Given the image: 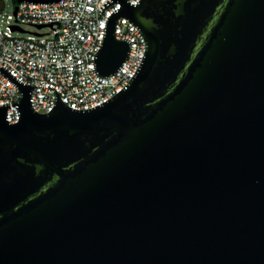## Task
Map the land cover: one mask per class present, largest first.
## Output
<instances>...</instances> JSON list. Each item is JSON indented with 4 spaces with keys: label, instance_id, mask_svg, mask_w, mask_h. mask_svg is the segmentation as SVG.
<instances>
[{
    "label": "water",
    "instance_id": "water-1",
    "mask_svg": "<svg viewBox=\"0 0 264 264\" xmlns=\"http://www.w3.org/2000/svg\"><path fill=\"white\" fill-rule=\"evenodd\" d=\"M115 2L96 74L129 53L119 18L145 50L104 104L56 94L38 114V87L0 68L21 93L17 123L0 106V264H264V0H108L99 15Z\"/></svg>",
    "mask_w": 264,
    "mask_h": 264
},
{
    "label": "built area",
    "instance_id": "built-area-1",
    "mask_svg": "<svg viewBox=\"0 0 264 264\" xmlns=\"http://www.w3.org/2000/svg\"><path fill=\"white\" fill-rule=\"evenodd\" d=\"M108 0H62L56 4H15L0 10V68L18 82L38 87L30 92L34 112L47 114L53 109L56 94L73 110L98 107L117 95L132 79L145 50L141 33L127 19L115 22L114 38L127 40L129 53L121 67L110 77H99L94 56L99 50L108 17L120 9ZM136 6L139 0H127ZM15 8L17 12L15 14ZM18 30H13V28ZM24 27L47 33L28 32ZM29 34V35H28ZM22 35H28L24 37ZM55 90V91H54ZM57 92V93H56ZM20 91L0 73V106L9 104L7 122H18L11 103L19 102Z\"/></svg>",
    "mask_w": 264,
    "mask_h": 264
},
{
    "label": "rangeland",
    "instance_id": "rangeland-1",
    "mask_svg": "<svg viewBox=\"0 0 264 264\" xmlns=\"http://www.w3.org/2000/svg\"><path fill=\"white\" fill-rule=\"evenodd\" d=\"M3 1L6 3V12L11 13L13 11V6H14L13 0H3ZM24 30L28 32L47 33V29H44L42 31H37L35 28L32 27H24ZM28 35H22V36L27 37Z\"/></svg>",
    "mask_w": 264,
    "mask_h": 264
}]
</instances>
